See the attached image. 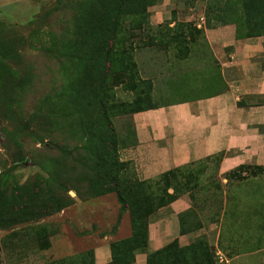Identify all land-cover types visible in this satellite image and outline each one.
<instances>
[{"label":"rangeland","instance_id":"rangeland-1","mask_svg":"<svg viewBox=\"0 0 264 264\" xmlns=\"http://www.w3.org/2000/svg\"><path fill=\"white\" fill-rule=\"evenodd\" d=\"M263 7L264 0H0V264H62L58 255L133 234L131 242H146L174 173L146 177L135 110L215 93L209 78L181 89L206 70L197 65L200 52L210 54L208 23L241 25L244 38L247 25L264 24ZM176 52L197 53L180 69ZM180 72L183 80L175 79ZM18 153L27 160L16 163ZM218 157L175 171L178 188L194 184L182 189L193 194L187 228L198 212L206 225L221 217ZM238 175L226 189L223 221L238 242L232 264H264V250L253 251L264 248V170ZM245 176L250 183L235 186ZM164 247L152 251L151 264H227L229 247L208 231Z\"/></svg>","mask_w":264,"mask_h":264},{"label":"crops","instance_id":"crops-1","mask_svg":"<svg viewBox=\"0 0 264 264\" xmlns=\"http://www.w3.org/2000/svg\"><path fill=\"white\" fill-rule=\"evenodd\" d=\"M206 35L210 54L207 56L200 52L202 62L197 65L206 70L197 73L196 79L189 80L191 86L183 84L181 89H192V86L200 84V79L209 78L218 85L214 87L218 90L137 111L133 115V122L136 149L144 161L142 167L146 177H157L176 167L221 155L216 173L224 188L223 211L219 221L211 219L207 225L198 212L195 222H191L192 228H187L189 222L185 214L192 207V199L190 191L179 193L159 208L160 216L148 226V245L146 249L135 252L132 264H147L149 252L164 247L174 239L184 245L204 231L210 232L211 236L216 235V241L222 239L227 244L229 248L222 251L227 264H232L239 256V253H235L237 239L235 235L231 236L234 232L223 237L227 235L223 233L225 206L227 209L228 203L226 189L231 180L227 174L241 164L264 166V35L240 38L234 23L207 28ZM177 52L174 56L181 60L180 69L184 66L185 58L192 59L197 53L177 57ZM182 74L185 73L180 72L175 79L180 76L179 79L183 80ZM207 87L211 88V85ZM194 89L205 88L200 86ZM205 179L201 177V183H206ZM250 181L244 178L237 181L235 186ZM168 191L173 192L174 189L170 187ZM240 223L234 221L230 228H237ZM263 250L257 248L253 251L257 253ZM89 251L92 252L91 261L86 257ZM78 255H82L80 261L67 264H115L112 242L103 239L90 248L77 252L71 250L55 259Z\"/></svg>","mask_w":264,"mask_h":264},{"label":"trees","instance_id":"trees-1","mask_svg":"<svg viewBox=\"0 0 264 264\" xmlns=\"http://www.w3.org/2000/svg\"><path fill=\"white\" fill-rule=\"evenodd\" d=\"M264 8V7H263ZM224 24H226V23H224ZM244 25V24H243ZM242 25V26H243ZM264 24H262L261 26L260 25H258V24H256L255 23V25H253V24H249V25H247L246 27H247V30H248V32L246 33V35H247V37H250V36H255V35H259V33L260 32H262V29H264V26H263ZM208 28H213L214 27V25H211V24H209L208 23V26H207ZM244 27H245V25H244ZM240 34H241V25H237V36L239 37L240 36ZM145 109H149V108H144V109H136L135 110V112H137V111H141V110H145ZM262 129H263V131H264V124H263V127H262ZM219 156V157H218ZM218 156H215V157H218L219 159L218 160H220V158H221V155H218ZM27 160V158L24 156V155H22L21 153H18L17 155H16V157H15V162L17 163H23L24 161H26ZM192 164H195V163H193L192 162ZM192 164H188V165H184V166H180V167H176V168H174V169H171V170H169V171H166V172H163L161 175H172L173 173V177L174 178H172V181H171V183L168 185V187H167V190L170 188V187H172L173 189H174V191L173 192H167L168 193V195H169V199L164 203L165 205L166 204H168L170 201H172L174 198H176L177 197V195L179 194V193H181L182 191H184V190H182V189H185V188H191V189H193L194 188V184H187L186 186H184V188H178V186H176V185H174V183H176V181L178 182L179 181V183H181V180H176V178H177V174H175V171L176 170H178V169H181V168H184V167H187V166H189V165H192ZM256 168V169H260V170H264V166H262V165H252V164H241L240 166H238L236 169H234V170H232V171H230L228 174H227V178L228 179H230L231 177H232V175H238V173L239 172H246L247 171V168ZM160 175V176H161ZM238 177H240L239 175H238ZM244 178H246V176L244 177ZM174 179V180H173ZM183 185V183L181 184V186ZM188 186V187H187ZM191 196V199L193 200V194L192 195H190ZM161 207V206H160ZM191 210V208L186 212V214H188L189 213V211ZM185 214V215H186ZM147 232H148V228H147ZM134 236V234L133 235H131L130 237H127V238H123V239H119V240H115L114 242H112V250H113V253H114V260H115V264H132V262H133V260H134V254H135V252L136 251H138V250H144V249H146V247H147V245H148V240H149V234L147 233V239H146V242H142V243H140V244H135L133 241L131 242V239H132V237ZM175 240H177V239H174V241ZM122 246V247H121ZM124 246H125V248H124ZM165 247H162V248H160V249H164ZM160 249H157V251L158 250H160ZM122 250H124V252L125 251H127L128 252V254L125 256V257H123V256H121L120 255V253H121V251ZM155 251V250H154ZM151 253L152 252H149V254H148V259H147V264H151V261H150V255H151ZM88 255H89V260L91 261L92 260V252L91 251H89L88 252ZM81 258H82V255L80 256V255H78V256H76V257H70L69 259H66V258H64L63 259V262H62V264H67V263H71V262H75L76 260L78 261L79 259L81 260ZM79 260V261H80ZM76 264H78V263H76Z\"/></svg>","mask_w":264,"mask_h":264},{"label":"built area","instance_id":"built-area-1","mask_svg":"<svg viewBox=\"0 0 264 264\" xmlns=\"http://www.w3.org/2000/svg\"><path fill=\"white\" fill-rule=\"evenodd\" d=\"M201 23H204V18L203 17H201Z\"/></svg>","mask_w":264,"mask_h":264}]
</instances>
